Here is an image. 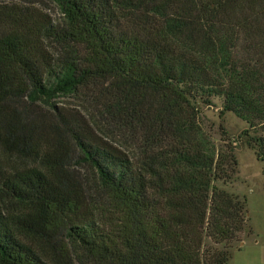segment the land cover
<instances>
[{
  "label": "trees",
  "instance_id": "1",
  "mask_svg": "<svg viewBox=\"0 0 264 264\" xmlns=\"http://www.w3.org/2000/svg\"><path fill=\"white\" fill-rule=\"evenodd\" d=\"M53 1L63 24L0 38V147L38 163L0 158V264H227L248 211L215 185L235 174V147L216 146L196 101L220 98L247 124L264 180V0ZM44 38L61 53L46 56ZM67 94L88 97L118 142L31 116ZM66 137L91 170L85 189L67 174Z\"/></svg>",
  "mask_w": 264,
  "mask_h": 264
},
{
  "label": "rangeland",
  "instance_id": "2",
  "mask_svg": "<svg viewBox=\"0 0 264 264\" xmlns=\"http://www.w3.org/2000/svg\"><path fill=\"white\" fill-rule=\"evenodd\" d=\"M48 23L52 25L64 23L60 8L53 0H0V38L16 28L19 29L18 27L35 28ZM39 44L49 58L61 53L60 46L52 38H44ZM52 102L57 109L44 101L28 107L31 116L48 125L46 132H51L52 128L56 127L61 130L71 128L84 136L86 133L89 134V138L94 141H102L105 144L118 142L119 138L111 131L115 129L88 97L81 94H67L54 98ZM11 105L13 109L25 108L23 104L20 107L15 103ZM196 106L200 111L203 127L211 135L216 146L228 142L235 147L234 153L237 159L235 174L229 182H216L215 185L241 199L244 198L248 211V226L240 234L238 241L229 244L227 264H264V180L261 163L240 137L247 124L231 112L221 113L220 98H213L209 105L196 101ZM46 141V147L55 146L52 144L54 140L52 143ZM64 143L73 152V141L66 137ZM76 154H71L66 168L68 176L79 185L83 180L82 177L85 181L92 179V173L87 166L75 163ZM0 158L8 159L10 166L38 165L31 157L10 154L1 147ZM89 185L90 183L86 184ZM86 186L80 187L85 189ZM93 193H91L93 200L87 204L90 207L92 205L106 207L108 200L105 195ZM36 247L43 256L52 249L51 246L38 243Z\"/></svg>",
  "mask_w": 264,
  "mask_h": 264
}]
</instances>
